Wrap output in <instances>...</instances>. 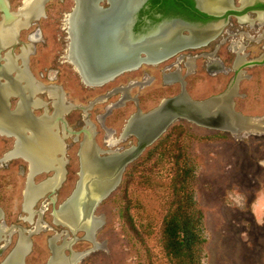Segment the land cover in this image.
Listing matches in <instances>:
<instances>
[{
    "label": "rangeland",
    "instance_id": "1",
    "mask_svg": "<svg viewBox=\"0 0 264 264\" xmlns=\"http://www.w3.org/2000/svg\"><path fill=\"white\" fill-rule=\"evenodd\" d=\"M7 2L14 13H18L23 4V0ZM73 2L51 0L45 6V17L33 26L31 24L20 35L21 40L28 43V36L40 30L41 41L33 44L36 51L29 57L30 69L41 83L54 84L66 93L67 100L75 106L65 117L73 130L81 131L85 126V111L82 107L108 97L115 90L127 88L134 80L141 82L146 75L151 79L148 84L133 87L128 95L125 92L115 93L106 103L96 104L88 111L89 121L95 128L93 141L104 152L120 149L119 154H122L126 149L137 148L140 140L136 135L114 148L107 146V129L114 130L115 139H119L133 114L150 112L162 100L179 95L181 87H186L193 100L202 101L220 96L239 84L240 90L234 99L236 112L247 118L264 119V64L244 68L245 78L238 82L233 71L237 61L234 64L235 53H231L228 48L230 41L220 44L221 40L229 36L230 32L227 31L232 29L231 25L224 27L223 34L209 47L188 51L187 54L193 56L214 51V59L221 61L225 69L232 65L233 72L226 74L224 70L212 75L207 72V60L200 58L194 74L190 76H187L186 68L182 66L186 86H182L179 81L171 84L165 82L161 71L164 66L174 62L175 59H172L157 68L143 66L139 71L125 73L98 87L85 85L65 60L68 40L64 19L71 12ZM259 22L250 24L254 27L251 33L245 36L244 42L242 37L239 41L247 45L249 41L246 38L250 39L251 35L263 37L264 22ZM233 23L234 28L245 30L240 27L241 23ZM255 27L258 34L254 32ZM255 37H252L254 41L247 48V52L252 55L264 51V43L257 44L255 40L258 38ZM236 38L239 37H232L231 40ZM8 49L1 52V57L5 56ZM13 51L19 55L21 46H16ZM46 96L41 95V99L50 101ZM124 96H127V101L121 102ZM13 97L15 99L10 101L12 108L18 98ZM109 106L114 107L109 111ZM34 109L36 116L42 114L39 108ZM101 115H107L106 120H103L105 123L98 120ZM248 129L251 130L233 134L216 128L200 127L188 120L172 123L157 140L128 163L118 187L96 208L95 217L98 221L102 219L101 227L93 236L97 246L85 238L84 232L73 236L68 228L55 224L52 205L41 216L46 227L44 231L32 235L29 233L36 227L38 219L35 216L30 223L23 209L29 163L20 157L14 158L8 166H0V210L3 214L0 224L3 221L8 227L16 228L9 235L13 243L5 255L21 240L19 235L22 230H29L23 233L25 237L30 236L32 245L25 264H49L52 257L50 240L59 234L58 246L72 243L69 250H64L66 256L69 257L72 252L79 258L83 256L78 264H182L166 250L164 227L166 221L178 213L179 203L187 202L186 214L195 221L200 244L185 258V264H264V129L250 122ZM258 130L260 133H255ZM84 136L81 134L79 140L71 136L66 138V160L69 164L66 181L57 189L56 208L72 194L80 179V149ZM15 144L14 136L0 134V159L13 152ZM46 175H38L35 182L38 183ZM43 201L38 202L37 210L42 208ZM17 228H20L19 232ZM62 232H69V239H63ZM4 257L0 256V263Z\"/></svg>",
    "mask_w": 264,
    "mask_h": 264
},
{
    "label": "bare ground",
    "instance_id": "2",
    "mask_svg": "<svg viewBox=\"0 0 264 264\" xmlns=\"http://www.w3.org/2000/svg\"><path fill=\"white\" fill-rule=\"evenodd\" d=\"M50 1L51 0H23V4L16 14L17 19L14 22L8 25H4V21L0 22V48L7 49L17 43L19 41V34L23 30H28L34 21H39L45 16V9H41L42 6H46ZM73 1L75 3V6L73 5V12L66 15L64 20V27L67 32L68 40L65 60L73 67L78 76H80L81 81L89 87H98L103 85L102 83L111 82L113 81L111 77L115 74H117L116 77H114L116 79L125 73L139 71L143 66L153 68L164 66L172 61V59H175L172 63L174 65H166L163 68L165 82L173 84L179 81V83L181 82L183 84L182 86H184L186 84L183 81L182 66L186 68L187 74L190 75L196 69L198 60V57L194 55L190 56L187 52L204 49L206 46L210 45V43L216 41V39L209 41V38L203 36V34H209L207 31L197 30L196 32L189 24L180 22L179 20H173L168 22V24H171L166 29L167 34L160 40L149 41L147 44L144 43L136 46L124 47L122 45V50L118 49L116 52L115 49H112L113 46L111 44L112 40L116 42L113 32L120 35L121 25L125 22L124 20L135 5L133 3L129 4V2L125 0ZM219 1L222 2L223 0ZM241 1L247 3V0ZM102 3L108 5L107 9L101 8ZM239 36L245 38L244 35ZM39 39L40 34L36 33L32 35L28 42L29 44H23L24 46L21 48V53L18 56L13 55L12 52L6 53L3 57L4 64L0 67V79L5 78L4 86H0V134L8 136L7 131L9 130V133L11 135L14 134L16 138L14 151L6 154L4 159H2L4 161L1 160V162H5L8 158L17 159L20 157L29 163V174L24 190L23 209L28 215L27 220L30 223H32L35 216L39 215L36 227L34 231H29L30 234L44 231L46 228L41 220L44 210L42 212L39 211L40 213L35 210L38 202L44 199L52 190H56V187L64 181L65 171L63 165L65 161L63 158L57 159L56 156L58 153H62L65 147L64 140L72 135V131H69V134L61 136L60 138L57 132V119L61 114H67L72 111L74 107L72 104L65 106L60 88L43 87L41 83H38L35 79L30 77L27 70V56L31 54V44L38 42ZM248 40L251 41L252 38H246V41ZM231 49L234 52L236 51L239 55L235 64V67L238 68L241 61H243L241 53L245 51V45L240 41L233 40L231 42ZM205 56L209 59L208 69L211 74L221 70V64L214 59L213 54ZM18 61H22L23 66L18 65ZM13 73L15 74V78L11 77ZM239 77H244V74L242 73ZM144 81L146 84L151 81V79L146 75ZM137 84L138 83L133 82L127 86V88L113 91L111 95L101 99L95 103L94 106L96 104L106 103L110 97L118 92H125L128 95V92H130L133 87L135 88ZM236 92L237 86H234L227 89L226 92L222 93L220 96L196 101L193 100L188 95L187 90L183 88L179 95L171 99L162 100L159 106L150 112H136L133 114L124 127L119 139H115L114 131L107 130L105 143L107 146L114 148L121 142L127 140L131 135H136L137 138L139 137V140L148 136L157 140L172 123L179 120L174 119L175 117L183 119L192 118L198 122L190 121L193 124L208 128L211 122L209 123L205 114H210L218 110L225 114V121L231 124L234 131L236 130L239 132L241 128L246 125V122H250L251 125L259 126L261 129H264V119H247L238 114L235 108L234 112H232L231 106H233V103L231 99H234ZM38 93H45L54 101L53 115L47 112L39 118L29 115L31 112L30 109L32 108H46L47 104L45 105V102L39 99L35 100V95ZM11 95L20 97L16 110L12 112L8 110L9 107L7 106V98ZM172 100L175 101L174 109H167L165 104ZM126 101L127 96H124L121 102ZM200 105L202 107L204 106L201 110L197 108ZM113 107L114 106H110L108 110L113 109ZM86 111L88 112L90 110L86 108ZM199 111H202V113ZM87 112L85 114V122L90 129L87 130L86 134L88 136H86L81 144L80 155L83 168L82 171L86 172L91 168H96V171L100 172L101 175L107 174L110 177V180L106 182L108 185L112 186L117 182L119 184L121 177H116L117 168L121 160L128 154L133 153L136 148L132 147L129 150L126 149L122 154H119L121 153L120 149L107 152L103 151V154L105 155L106 153V156L101 157L100 152L102 150L100 151L99 147L93 141L95 131L92 123L88 121L89 115ZM98 120L102 122L104 116H99ZM84 168H86L85 171ZM50 172L54 174L52 178H47L38 184L32 182V179L34 180L38 175L49 174ZM54 201H56L55 197ZM67 204L62 207V211L58 212L55 216L53 215L55 224L66 226V228L70 225L72 226L74 223L72 220L74 203L71 202ZM1 214L2 212L0 210V216ZM100 221L95 217L92 226L84 224L81 229L82 232L86 234L85 238L93 242L95 246L98 244L92 237V230L102 225ZM3 225V223L0 224V239H3L6 234H12L16 229L15 227L6 228V226ZM24 232L26 231L22 230L19 235L21 240L17 247L2 264H22L21 262L25 254V258L28 256L31 251V248H29L31 243L28 236L25 237L23 235ZM59 241L60 234L55 235V237L50 240L52 257L49 264H73L72 261L79 259V256L72 253V257H66V253L64 252L65 248H69L72 243H64L62 246H58ZM76 264L78 263L76 262Z\"/></svg>",
    "mask_w": 264,
    "mask_h": 264
},
{
    "label": "flooded vegetation",
    "instance_id": "3",
    "mask_svg": "<svg viewBox=\"0 0 264 264\" xmlns=\"http://www.w3.org/2000/svg\"><path fill=\"white\" fill-rule=\"evenodd\" d=\"M73 1V0H72ZM163 1H165V0H163ZM224 1H226V3H227V0H223L222 1V3H224V4H222V6H224V7H227V6H225L226 5V3L224 2ZM166 2V1H165ZM193 2H194V4H195V8H196V2H195V0H193ZM241 0H232V6H234V8H241V7H243L241 10H230V11H227L226 13H224V15H222L221 17H218V18H216V17H214V16H209V15H207L209 18H206V17H199V18H196V19H194V20H192V21H187V20H185V19H183L182 17H180V16H165V14L161 11V3H154V2H152L151 0H148L147 1V3L144 5V7L143 8H141V10H140V12L137 14V16H136V20H135V23H134V27H133V33H134V35H144V34H146L148 31H150V30H152L153 28H155V27H157L158 25H160V24H162V23H165V22H171V21H173V20H184V21H186V22H188V23H191V24H194V25H199V26H202V27H204V26H206V25H208V24H211V23H217V22H223L224 23V26H223V28L221 29V31H220V34H219V36H221L222 34H223V32H224V27H226V26H229V25H231L232 26V29L230 28L227 32H230L229 33V36L228 37H225V40H221V42H220V44L221 45H223L224 43H226L227 41H230V45H228V48H229V51L231 52V53H235L234 55H235V58L236 59H234V64H235V61L238 59V56L239 55H237L236 53V51L234 52L232 49H231V42L233 41V39L231 40V38L232 37H239L238 39L236 38V39H234V40H240L241 39V37L239 36V35H244V36H247V35H249L250 33H251V31H252V29L254 28L253 26H251L250 24H252L254 21H260V22H264V0H247V3L245 2H242ZM73 5L75 6V3L73 2ZM74 6H73V8H72V10H71V12H73V9H74ZM107 7H108V5H106V4H102V6H101V8H106L107 9ZM199 11V10H198ZM70 12V13H71ZM200 12V11H199ZM69 13V14H70ZM69 14H67V15H69ZM204 14V13H203ZM206 15V14H205ZM45 17V16H44ZM65 20V19H64ZM237 22L238 24L239 23H241V28H245V30L243 29L242 31L240 30V29H238V28H234V23L233 22ZM36 22L37 21H34L33 22V24H32V26L34 25V24H36ZM259 22V23H260ZM259 23H257V25H260ZM4 25H6V24H4ZM65 28V27H64ZM248 28V29H247ZM254 31V30H253ZM256 34H258V29H256V27H255V31H254ZM36 33H38V34H40V30L39 29H37V30H35V31H33L29 36H28V41H30V37L32 36V35H34V34H36ZM20 35H21V33L19 34V37H18V42L17 43H15L13 46H10L9 47V49H8V51L6 52V53H8V52H12L13 53V55H16L15 54V52L13 51L14 50V48L16 47V46H21V48L24 46L23 44H26L25 42H23L22 40H21V37H20ZM219 36L216 38V41H217V39L219 38ZM256 36V35H255ZM254 35H251L250 37L252 38V37H255ZM249 37V38H250ZM255 38H258L257 40H255V42L257 43V44H263L264 42V36L263 37H261V38H259V37H255ZM66 40H67V38H66ZM39 41H41V34H40V39H39ZM38 41V42H39ZM249 41V40H248ZM251 41H254V40H251ZM251 41H249V43H247V45H245V51H243L242 53H241V57H242V59H243V61H241V63H240V66L238 67V68H236L235 66H233V71H234V73H235V75L238 77L237 78V80H238V82L240 83L241 82V80H244V78H245V76L244 77H239L240 75H242V73L244 74V71H243V69L244 68H249V67H254V66H257V65H263L264 64V51L263 52H260V53H258V54H256V55H252V53L251 52H247V48L249 47V45H250V42ZM38 42H35L34 44H36V43H38ZM215 42V41H214ZM223 42V43H222ZM243 42H244V38H243ZM27 44H29V43H27ZM212 44V43H211ZM210 44V45H211ZM32 45V50H31V54H29L27 57V70H28V72H29V75H30V77L32 78V79H35L38 83H41V81L38 79V78H36L35 76H34V74H33V72H32V70L30 69V61H29V57L31 56V55H34V53H35V51H36V47H35V45H33V44H31ZM209 45V46H210ZM264 45V44H263ZM263 45H262V47H263ZM208 46V47H209ZM207 47V48H208ZM4 50V48H0V67L4 64V61H3V57H1V52ZM201 50V49H200ZM5 53V54H6ZM215 52L214 51H212V53H205V52H203V53H201V54H199V55H194V56H196V57H198V60L200 59V58H205L207 61H206V69H207V72L208 73H210L209 72V69H208V65H209V59L208 58H206V56L205 55H208V54H214ZM216 55V54H215ZM16 56H18V55H16ZM216 57V56H215ZM197 60V61H198ZM220 62V64H221V70H218V72H215L214 74L216 75V74H220L219 72H224V70H225V72H226V74L227 73H229V72H233L232 71V65L230 66V68L229 69H225V67L222 65V63H221V61H219ZM172 64V63H171ZM170 64V65H171ZM18 65H20V66H23V64L21 63V64H19L18 63ZM172 65H174V64H172ZM182 71H183V69H182ZM161 72H163V69H162V71ZM171 73V72H170ZM188 72L186 71V74H187ZM246 73V72H245ZM192 74H194V71H193V73ZM192 74H190V75H192ZM15 74L13 73L12 75H11V77L12 78H15V76H14ZM190 75H188L187 74V76H190ZM213 75V74H212ZM145 77L146 76H144V78H143V81H141V82H138V81H136V80H134V81H132V82H130L129 83V85L131 84V83H133V82H136V83H138L137 84V86H140V85H145ZM186 78V77H185ZM5 78H2V79H0V86L2 85V86H4V84H5V80H4ZM51 79V78H50ZM83 82V81H82ZM84 83V82H83ZM185 83H186V80H185ZM146 84H148V83H146ZM128 85V86H129ZM186 85H187V83H186ZM185 85V86H186ZM41 86H43V87H58V86H55L54 84H50V85H45V84H43V83H41ZM137 86H135V87H137ZM58 88H60V87H58ZM185 89H186V87H184ZM182 89H183V87H181V91H182ZM60 90H61V92H62V100H63V103L65 104V106H67V105H70V104H72L71 102H69L68 100H67V97H66V93L63 91V89L62 88H60ZM239 90H240V87H239V84H238V86H237V92H236V94H238V92H239ZM41 95H47V94H45V93H38L37 95H35V100H41L42 102H45V101H43L42 99H41ZM237 95H235V97H236ZM17 97H19V96H17ZM47 98H48V100H50V101H48V102H45V105H46V108H41V109H38V110H42V114L40 115V116H36L35 115V109L34 108H32V109H30L31 110V112H30V114L29 115H31L32 117L34 116L35 118L37 117V118H39V117H41L42 115H44V114H46V112L48 113V114H54V107H53V102H52V100L50 99V97L47 95L46 96ZM235 97H234V99H235ZM12 98H14L15 99V97H13V96H10V97H8L7 99H8V110L9 111H15L16 110V108H17V105H18V103H19V101H20V97H19V99L18 98H16L17 100H16V105H15V107L14 108H12V104H11V99ZM64 98V99H63ZM234 99H233V101H234ZM98 101H100V99L99 100H97L96 102H94L93 104H91L90 106H88V107H82L81 109L82 110H84L85 111V114H86V108L87 109H89V110H91V108L93 109V107H94V104L95 103H97ZM73 105V104H72ZM74 106V105H73ZM110 107V106H109ZM73 108H75V106L73 107ZM73 108H72V110H73ZM234 108H235V105H234ZM108 111V110H107ZM110 111V110H109ZM236 111V110H235ZM71 112V111H70ZM70 112H68L67 114H61L59 117H58V119H57V124H58V130H57V132H58V135H59V137L61 138V136L65 133V134H69L70 132L69 131H72L71 133H72V135H71V137L73 138L74 137V140H79V138H80V136H81V134H84L85 136H84V139L86 138V136H88L85 132H83V130H89L90 129V127H88V124L85 122L86 121V117H84V122H85V126L81 129V131H75V130H73L71 127H70V125L69 124H67V122H66V120H65V117H66V115H68ZM88 113V112H87ZM238 113V112H237ZM239 114V113H238ZM102 116V115H101ZM104 116V115H103ZM106 117H107V115H105L104 116V120H106ZM249 119H252V120H254V119H258V118H249ZM263 120L262 118H259V120ZM88 121H89V118H88ZM90 122V121H89ZM104 123H105V121H103ZM92 126H93V124H92ZM71 128V129H70ZM94 128V127H93ZM95 129V128H94ZM107 130H111V129H107ZM64 131V132H63ZM112 131H114V130H112ZM8 133V136H6V137H10V136H13L14 134H10L9 133V130L7 131ZM115 133V132H114ZM230 133H232L231 131H230ZM239 132H237V133H235V134H238ZM255 133H260L259 131H255ZM261 133H263V131L261 132ZM10 134V135H9ZM95 136V132H94V135H93V137ZM132 136V135H131ZM14 137H15V135H14ZM71 137H69V138H71ZM129 138V137H128ZM127 138V139H128ZM68 139V138H67ZM67 139H65V141H64V144H65V147H64V149H63V151H62V153H58V155L56 156V158L57 159H61V158H63V160L65 161L64 162V165H63V168H64V171H65V178H64V181L62 182V184L66 181V174H67V166H68V161L66 160L67 159V144H66V140ZM84 139H83V141H84ZM83 141H81V144H82V142ZM100 149V148H99ZM81 150V149H80ZM100 151H101V149H100ZM8 154V153H7ZM102 154V155H101ZM6 155V154H5ZM5 155H4V157H5ZM100 155L102 156V157H104L103 155V150L100 152ZM61 156V157H60ZM4 157L3 158H1L0 159V166L1 167H6V166H8V163L9 162H11L12 160H14V158H11V159H6V161L5 162H1V160L2 159H4ZM81 158V157H80ZM2 161H4V160H2ZM56 164V163H55ZM82 166V165H81ZM53 176V173H49V174H47L46 176H45V178L44 179H42L41 181H39L38 183H40V182H42L43 180H45V179H47V178H50V177H52ZM79 181V180H78ZM33 182H35V179L33 180ZM36 183V182H35ZM38 183H36V184H38ZM61 184V185H62ZM60 185V186H61ZM59 186V187H60ZM58 187V188H59ZM57 188V189H58ZM57 191L58 190H56V194H52V191L50 192V193H48L45 197H44V201H43V206H42V208L41 209H39V210H37L36 209V207H35V210L37 211V212H42L43 210V207H45L46 208V210H44V213H43V215L46 213V211H49L50 210V207L49 206H51L52 205V202H51V198L52 197H55V199H56V201H57V197H58V194H57ZM74 192V191H73ZM73 192H72V194L67 198V199H69L72 195H73ZM52 208H53V205H52ZM39 212V213H40ZM52 212H53V209H52ZM3 217V214H1V216H0V218H2ZM38 219H39V215L38 216H36ZM38 219H37V221H38ZM36 222V221H35ZM4 224L5 225V223L2 221L1 222V224ZM3 225V226H4ZM6 226V228H11V227H8L7 225H5ZM34 228V227H33ZM32 228V231H34V229ZM26 231H29V230H26ZM42 232V231H41ZM34 234V233H33ZM62 235H63V239H65L68 235L70 236V233L69 232H65V233H61ZM65 234V235H64ZM11 235V234H10ZM32 235V234H31ZM6 237L5 238H3V239H0V256H5L4 257V261H5V259H7L8 257H9V255L13 252V250L17 247L16 245H18V243L19 242H17V244L14 246V248L7 254V255H5L6 254V252H7V250L9 249V247H10V245L13 243L12 242V239L13 238H10V236L8 235V234H6L5 235ZM29 239H30V243H31V238H30V236L28 237ZM54 238V237H53ZM68 239H69V237H67ZM20 241V240H19ZM30 248H32V245L30 244ZM66 250H69V248H67ZM29 253V252H28ZM27 253V254H28ZM66 253V252H65ZM73 253V252H72ZM29 255V254H28ZM67 257V256H66ZM27 258V257H26ZM26 258H25V261H26ZM4 261H2L0 264H2ZM24 261V262H25Z\"/></svg>",
    "mask_w": 264,
    "mask_h": 264
},
{
    "label": "water",
    "instance_id": "4",
    "mask_svg": "<svg viewBox=\"0 0 264 264\" xmlns=\"http://www.w3.org/2000/svg\"><path fill=\"white\" fill-rule=\"evenodd\" d=\"M125 1L129 2V4L133 3L136 8L134 7L132 9L130 14L124 20L125 22H123V24L121 25L120 35L113 32L116 42H114L112 40V43H111L113 46L112 49H115V51L117 52L118 49L122 50L121 49L122 45L125 47V46L141 45L144 43L147 44L149 41L152 42L155 40H160L161 38H163L165 36V34H167L166 29L168 26H170L171 23L168 24L167 22H165V23H162V24L158 25L157 27L153 28L152 30L148 31L146 34H144L142 36L141 35H134L133 27H134V23L136 20V16L140 12L141 8L144 7V5L147 3L148 0H125ZM195 2H196V9L197 10H199L201 13H204V14L209 15V16L212 15L216 18L221 17L227 11L241 10L243 8V7L234 8V6H232V4H231L232 0H227V3H226V1H224L226 3L225 6H227V7L222 6V4H224V3L220 2L219 0H195ZM200 2H202V3H200ZM8 5L9 4H8L7 0H0V15L2 16L4 23L7 25L11 24L12 22H14L17 19V16H16L17 13L12 12L10 9V6H8ZM44 9H45V6H42L41 10H44ZM179 21L184 22L186 24H189V26H191V28L196 30V32H197V30L209 32V34H206V35L203 34V36H206L207 38H209V41L216 39L219 36L220 31L224 26L223 22L211 23V24H208V25L202 27L199 25H194V24L188 23L184 20H179ZM116 75L117 74L112 76L111 80H114L115 79L114 77H116ZM102 84H104V83H102ZM174 102H175L174 100L168 101V103L165 104L166 108L167 109L170 108L171 110L174 109V107H175ZM231 102L233 103V106H231V110H232V112H234L235 102L233 101V99H231ZM203 107L200 105L197 108L201 110V109H203ZM199 112L202 113V111H199ZM205 115L208 118L209 123L211 122V125H208V128H214V129L216 128V129L223 130L225 132L231 131L233 134L238 132L236 130L234 131L231 124H229L227 121H225V117H224L225 114L221 113V111H219V110L213 111L210 114H205ZM245 118H247V117H245ZM174 119L197 122V120L192 119V118L183 119V118L175 117ZM242 130L243 131L246 130V132L250 131V129H248V122H246V125H244L243 128H241V130L239 132H241ZM83 132L87 133L86 130H83ZM155 140L156 139L152 138L151 136H148V137L140 140L139 146L136 148V150L133 153L128 154L127 156H125L123 158V160H121V162L117 168V171H116L117 172L116 177L119 176L122 178L123 172H124L126 166L128 165V163L135 160L146 149V147H148L150 144H152ZM82 170H83V168L81 169V172L79 174L80 179H79L77 186L73 192V195L69 199H67L62 205H60L59 208H56V206H55L56 201H54V197L51 198V202L53 205L52 214L54 216L56 214H58V212L62 211V207L65 204L71 203V202L74 203L73 204L74 206L72 209V210H74L73 218H72L74 223L72 224V226L70 225L68 227V230H70V232L73 234V236H75L78 232H80V230L82 229V226L84 224H88V226L93 225L94 218H95L94 212H95L96 208L120 184V183L118 184V182H117L112 186L108 185V183H106V182H108V180H110V177L107 174L101 175L100 172L96 171V168H94V169L91 168L90 170H88L86 172H83ZM85 170H86V168H84V171ZM53 176H54V174H53ZM52 177H50V178H52ZM32 182H33V179H32ZM120 182H121V180H120ZM103 184H105V185H103ZM60 185H58L57 187H59ZM57 187H56V190H57ZM56 190L55 189L52 190L53 195L56 194ZM97 229L98 228H95L92 230V237L96 233ZM75 240L76 239H74V241ZM25 256H26V254H25ZM25 256L23 257V260L21 262L22 264H25V262H24ZM69 257H72V255H70ZM82 257L83 256H81L80 258L78 257L79 259L73 260L72 263L73 264H76V262L78 263V261Z\"/></svg>",
    "mask_w": 264,
    "mask_h": 264
},
{
    "label": "trees",
    "instance_id": "5",
    "mask_svg": "<svg viewBox=\"0 0 264 264\" xmlns=\"http://www.w3.org/2000/svg\"><path fill=\"white\" fill-rule=\"evenodd\" d=\"M151 1L156 4L158 2L161 3V11L165 16H180L187 21H192L199 17L209 18L195 8L193 0ZM186 204L187 202H184V204L179 203L178 213L168 219L164 227V235L167 240L166 250L169 255L179 259L182 264H185V258L189 256L193 248L200 244L195 221L186 214Z\"/></svg>",
    "mask_w": 264,
    "mask_h": 264
}]
</instances>
